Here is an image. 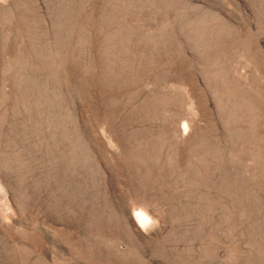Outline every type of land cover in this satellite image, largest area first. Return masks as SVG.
Returning a JSON list of instances; mask_svg holds the SVG:
<instances>
[{
	"label": "rangeland",
	"instance_id": "374dc122",
	"mask_svg": "<svg viewBox=\"0 0 264 264\" xmlns=\"http://www.w3.org/2000/svg\"><path fill=\"white\" fill-rule=\"evenodd\" d=\"M0 264H264V0H0Z\"/></svg>",
	"mask_w": 264,
	"mask_h": 264
}]
</instances>
